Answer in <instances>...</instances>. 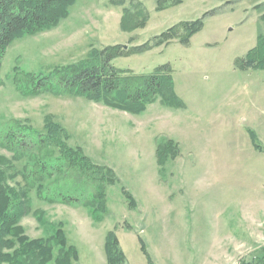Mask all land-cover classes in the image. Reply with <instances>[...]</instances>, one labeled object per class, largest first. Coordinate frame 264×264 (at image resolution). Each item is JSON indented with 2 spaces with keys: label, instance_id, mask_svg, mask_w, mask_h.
<instances>
[{
  "label": "rangeland",
  "instance_id": "obj_1",
  "mask_svg": "<svg viewBox=\"0 0 264 264\" xmlns=\"http://www.w3.org/2000/svg\"><path fill=\"white\" fill-rule=\"evenodd\" d=\"M198 18L201 28L182 42L176 26ZM168 30L173 36L163 39ZM261 32L264 0H74L55 23L15 37L1 60L0 127L50 128L119 177L100 221L34 187L24 234L48 236L64 225L79 249L74 264H108L112 229L128 264H264V68L238 63ZM118 44L123 54L112 63L125 73L169 63L183 106L158 96L134 113L62 84L66 67L96 62ZM35 75L49 76L46 85L35 87ZM25 159L0 143L4 183L20 191ZM55 173L44 184L72 180V172ZM18 248L0 250L11 260Z\"/></svg>",
  "mask_w": 264,
  "mask_h": 264
},
{
  "label": "trees",
  "instance_id": "obj_2",
  "mask_svg": "<svg viewBox=\"0 0 264 264\" xmlns=\"http://www.w3.org/2000/svg\"><path fill=\"white\" fill-rule=\"evenodd\" d=\"M73 1L0 0V69L6 48L15 37L55 23L69 11ZM202 24L203 19L198 18L182 21L177 28H172L181 31L178 38L182 42H188ZM162 35L167 40L173 36L171 30ZM122 50L119 44L107 46L100 51L98 61L66 67L71 71L63 76L62 84L95 101L134 113L144 111L158 96L165 105L183 106L174 89L169 63L158 66L150 73H125L129 70L112 63L113 58L123 54ZM238 63L246 69L264 68V32L258 35L257 44L245 56L238 58ZM37 77L33 78L35 87L45 86L49 76ZM65 140L50 128H32L12 121L0 127V143L26 156L23 165L18 168V174L25 180L21 191L4 183L3 171L0 170V248L14 245L16 241L20 243V248L11 254V260L0 250V264L4 261L11 264H49L50 261L53 264H74L78 258L79 249L69 242L62 224L48 236L30 238L24 234L20 221L30 211V192L34 187L48 202L82 204L96 221L102 220L108 213L107 187L119 181L115 169L95 162L81 146L72 147ZM48 146H57L58 153L48 152L49 149L45 151ZM54 172L60 176L72 172V180L66 186H52L53 180L44 184L46 177H53ZM53 240L60 245L55 255ZM143 250L151 257L147 249ZM105 252L108 264H128L127 255L113 229L107 232Z\"/></svg>",
  "mask_w": 264,
  "mask_h": 264
}]
</instances>
